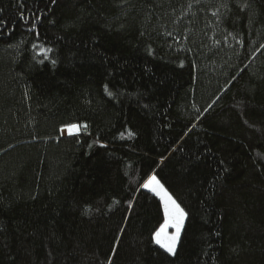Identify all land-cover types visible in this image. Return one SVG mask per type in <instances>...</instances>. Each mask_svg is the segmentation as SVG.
Masks as SVG:
<instances>
[{"label": "trees", "instance_id": "trees-1", "mask_svg": "<svg viewBox=\"0 0 264 264\" xmlns=\"http://www.w3.org/2000/svg\"><path fill=\"white\" fill-rule=\"evenodd\" d=\"M0 10V264H264V0Z\"/></svg>", "mask_w": 264, "mask_h": 264}, {"label": "snow or ice", "instance_id": "snow-or-ice-1", "mask_svg": "<svg viewBox=\"0 0 264 264\" xmlns=\"http://www.w3.org/2000/svg\"><path fill=\"white\" fill-rule=\"evenodd\" d=\"M52 2L55 3L56 0H52ZM18 6L21 9V19H23L24 0H18ZM32 23L33 27H35V21H32ZM7 24V20L0 19V27H3ZM33 48L39 49L36 55L42 56L44 60L49 59L48 54L53 51L52 48H46L36 44H33ZM52 63L56 64V61L52 60ZM105 90L107 91V88ZM108 94L112 95L111 92H109ZM81 127L86 128L87 125L69 124L65 126L69 135L77 132ZM142 187L148 189V191L159 197L163 208V222L152 234V242L157 245L159 249H162L164 253L168 254L169 256H175L177 253V246L181 240L182 230L185 227V221L188 213L181 206V204L177 202L173 195H171L166 190V188L159 182V180H157L156 176L150 177L149 180L142 185Z\"/></svg>", "mask_w": 264, "mask_h": 264}, {"label": "rangeland", "instance_id": "rangeland-1", "mask_svg": "<svg viewBox=\"0 0 264 264\" xmlns=\"http://www.w3.org/2000/svg\"><path fill=\"white\" fill-rule=\"evenodd\" d=\"M80 130V129H79ZM79 130L77 131V132H74L73 134H75V133H78L79 132ZM62 135H67L68 134V132H67V130H66V128H64L63 130H62ZM150 177H152V176H150ZM149 177V178H150ZM149 178L145 181V182H147L148 180H149ZM159 198V197H158ZM162 205V204H161ZM163 209V208H162ZM171 231V230H170Z\"/></svg>", "mask_w": 264, "mask_h": 264}]
</instances>
